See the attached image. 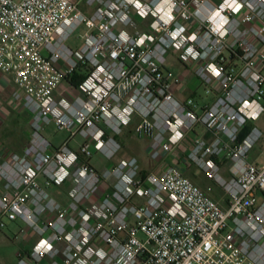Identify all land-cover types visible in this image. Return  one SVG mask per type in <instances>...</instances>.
I'll return each mask as SVG.
<instances>
[{"label":"built area","instance_id":"1","mask_svg":"<svg viewBox=\"0 0 264 264\" xmlns=\"http://www.w3.org/2000/svg\"><path fill=\"white\" fill-rule=\"evenodd\" d=\"M226 3L0 0V74L30 115L22 153L0 145V230L34 241L17 264H264V163L247 160L264 136V0ZM131 127L165 168L119 158Z\"/></svg>","mask_w":264,"mask_h":264},{"label":"rangeland","instance_id":"2","mask_svg":"<svg viewBox=\"0 0 264 264\" xmlns=\"http://www.w3.org/2000/svg\"><path fill=\"white\" fill-rule=\"evenodd\" d=\"M81 6L82 8H85L84 3H82ZM118 28H122V26L118 25ZM83 33H84L83 28H80L79 30H77V32L74 34V36L69 41V44H73L77 40H79L78 37H80ZM171 63H172L171 65H173V69H175L176 71H180L181 68L179 64L174 63V62H171ZM12 88H13L12 84L7 87L6 91L8 94H11ZM8 99L10 102H13L12 96L8 97ZM2 119H3V116H2ZM7 121H8L7 127L4 125L3 129L0 130V136L2 135L5 137V133L10 131L11 129L10 124L14 123L15 119L11 116L10 118H8ZM255 126L264 132V117H262ZM4 129L6 130L4 131ZM45 136L48 137L50 140H52L55 145H59L65 139L66 133L65 132L57 133L55 131V127L51 125L47 128L45 132ZM128 136H130V133ZM20 138L21 136L16 135L15 141L19 143ZM0 143L11 146L6 140L4 142L0 141ZM146 145H147V142L145 140L138 141L135 138L128 139L126 141L125 147L123 148V151L119 155V158H127L132 155L136 156L140 162V166L142 170L145 171L146 173L158 172L162 170L163 168H165L168 162L171 160L169 156H165L160 162L153 161L147 153ZM247 160L254 164L264 163V136L252 147V149L250 150L247 156ZM102 163L104 162L95 161L94 164L98 168H100ZM223 173L225 176H227L226 171H223ZM184 174L193 183H196L198 181H204V183H206L207 185L208 184L211 185V183L208 180H205L204 176L201 173H199L193 166H191L188 170H186ZM212 187H213L212 189L213 191L215 190L223 199L225 198L224 193L222 192L221 189L213 185ZM61 189H64V187H62ZM7 225H8L7 228L0 230V264H17L18 254L23 249L25 248L29 249L30 247H32L34 241L31 240L30 242H28L27 239L23 237V234L21 233L22 229L24 228L23 223L8 222Z\"/></svg>","mask_w":264,"mask_h":264},{"label":"crops","instance_id":"3","mask_svg":"<svg viewBox=\"0 0 264 264\" xmlns=\"http://www.w3.org/2000/svg\"><path fill=\"white\" fill-rule=\"evenodd\" d=\"M79 44H80V42L76 41L75 43L70 44V45H77L78 46ZM11 84L13 86L12 92H11V94H8L6 89ZM15 90H16V85L13 82L12 78L9 76H4V75L0 74V130L3 129L4 125L7 127L8 118H10L12 116L15 119L14 123L10 124L11 125L10 131L5 133V137L2 135L0 136L1 142H4L6 140L9 143V145H11V146H8L7 144H2V143H0V145H4L9 150H11L15 153L21 154L23 149L27 145V142H28L29 127H30V115L19 104H15V103L9 101L8 97L12 96V94ZM65 95L68 97H71L72 93L68 92V93H65ZM2 116H3V119H2ZM6 129H4V131ZM129 133H130V136H128ZM16 135L21 136L19 143H17V141H15ZM131 138H135L133 135V128L132 127L126 129L123 137H121V139H120L123 143V147H125L126 141L128 139H131ZM106 165L107 164L102 163L100 168H102ZM1 190H2V182L0 181V192H1ZM66 192H67V189L64 188V189L54 190L53 194L57 199H59L62 203L65 204L67 202V198L65 196ZM23 250H27V249L25 248Z\"/></svg>","mask_w":264,"mask_h":264},{"label":"trees","instance_id":"4","mask_svg":"<svg viewBox=\"0 0 264 264\" xmlns=\"http://www.w3.org/2000/svg\"><path fill=\"white\" fill-rule=\"evenodd\" d=\"M82 76H83L82 74H78L77 77H75V79L72 80V84L75 85V86H77V83L79 82V80L81 79ZM249 130H250V127H247L246 130L244 131V133L242 134V137H244L245 135H247L249 133ZM142 174L145 175L146 172L145 171H142ZM205 180H207V179L205 178ZM196 184L198 186H200L205 191H207L208 188L210 187V185L209 184L207 185L206 183H204V181H198V182H196ZM210 195L216 201H218L222 206H224L226 204L225 198L223 199L215 190L214 191L212 190L210 192Z\"/></svg>","mask_w":264,"mask_h":264},{"label":"clouds","instance_id":"5","mask_svg":"<svg viewBox=\"0 0 264 264\" xmlns=\"http://www.w3.org/2000/svg\"><path fill=\"white\" fill-rule=\"evenodd\" d=\"M226 7H231L233 9V11H238L241 7V5H239L238 3H236V0H231V3H226L225 5ZM220 13L218 12L217 15H219ZM224 23H226L227 21L224 20Z\"/></svg>","mask_w":264,"mask_h":264}]
</instances>
